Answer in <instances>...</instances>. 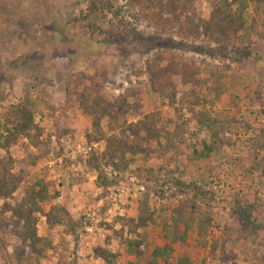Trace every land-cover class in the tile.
<instances>
[{"label":"rangeland","instance_id":"obj_1","mask_svg":"<svg viewBox=\"0 0 264 264\" xmlns=\"http://www.w3.org/2000/svg\"><path fill=\"white\" fill-rule=\"evenodd\" d=\"M124 3L114 2L115 7ZM197 3L207 14L206 0ZM89 6V0H0V122L6 110L31 100L37 123L51 139L49 156L29 168L10 202L20 201L26 189L48 170V180L55 182L60 196L48 202L46 209L55 204L67 211L62 225L53 229L40 217L39 235L50 238L54 249L39 264H100L93 258V247L110 234L103 224H113L117 217H137L142 205L155 213L149 229L141 232L147 242L146 253L137 258L118 241L112 247L120 254L115 264H146L155 247L169 244L172 237L177 243L169 263L187 253L191 264H264V178L259 177L264 172V17L253 9L248 11L249 23L255 16L258 27L253 54L242 62H237L236 54L227 58L198 51L197 44L191 42L173 50L181 57L196 58L204 80L212 78L211 71L223 75L220 82L216 76L213 84L205 86L198 112L224 126L220 139L227 143L200 160L176 151H169L171 160L166 161L136 156L124 172L107 169L109 179L116 183L106 193L97 188L96 175L87 165L88 152L103 150L104 144L87 141L91 121L77 101L63 115V107L73 102L67 101V88L75 80L106 71L108 80H98L106 85L105 95L118 100L127 90L136 91L134 121L155 111L169 116L172 108L167 99L147 85V62L155 53H168L171 42L164 40L156 46L150 37L155 27L147 28L146 23L137 26L132 19L133 31L115 30L110 36L106 31L112 26L96 19ZM54 121L60 129L70 131L59 142ZM219 127L201 128L191 123L187 138L192 144L210 142ZM27 142L18 140L10 149L16 170L28 155L23 147ZM250 170L257 177L252 178ZM173 179L180 183L174 184ZM191 182L207 193V200L196 199L181 184ZM107 201L112 206L102 213ZM3 203L0 199V211ZM182 210L192 223V218L202 220L203 230L193 223L187 231L178 215ZM175 224L182 225L185 246L178 238L181 234L174 233ZM16 241L6 235L5 242H0V264L13 260Z\"/></svg>","mask_w":264,"mask_h":264},{"label":"trees","instance_id":"obj_2","mask_svg":"<svg viewBox=\"0 0 264 264\" xmlns=\"http://www.w3.org/2000/svg\"><path fill=\"white\" fill-rule=\"evenodd\" d=\"M89 1L91 14L112 26L106 31L110 36L114 35L115 30L129 34L133 28L129 19H132L137 26L146 23L147 28L155 27L154 35L149 36L156 46L164 40L171 42L170 49H166L168 53H155L147 62V85L154 93L167 99L172 108L169 116L155 111L134 121V113L138 112V106L135 105L136 91L127 90L118 100L105 95L106 85L98 80H108L106 71H98L83 80H75L68 86L67 101L73 102L63 107V115L77 101L82 114L91 121V131L86 132L87 141L91 145L104 144L103 150L91 149L87 158L88 167L96 175L97 188L108 193V189L116 182L109 179L107 169L124 172L135 162V157L141 154L145 157L152 156L156 161H166L171 160L167 158L169 151L192 154V159L199 160L218 152L227 143V140L220 139L224 126L207 113L198 112V108L204 101L205 86L213 84L212 79L216 76L220 82L223 75L218 76L215 71H211L212 78L204 80L201 77V63L196 58L181 57L173 50L188 46L191 42L197 44L195 48L198 51L206 50L212 55L221 53L227 58L236 54L237 62L248 59L253 54V35L258 23L255 16L249 23L247 14L253 9L257 16L264 17V0H206L207 14H204L197 0H125L119 7H115L116 0ZM258 18L263 23V18ZM166 34L175 36L178 41ZM212 90L209 89L210 92ZM33 108L31 100L23 101L6 110L3 122H0V199L4 200L0 211V242H5L6 235L17 240L13 260H6L1 264H39L43 259H48L54 244L50 238L39 235V219L44 217L47 226L53 229L62 225L67 212L55 204L48 211L46 209L48 202L60 196L55 182L48 180V170L44 177L26 189L20 201L10 202L14 200L15 193L28 176L29 168L36 166L50 154L51 139L46 138L43 128L37 123ZM195 122L201 128H212L217 124L220 130L212 136L213 139H209L210 142L203 140L192 144L187 134L190 124ZM54 123V136L59 142L70 131L60 129L58 121ZM21 139L28 141L23 144L28 155L16 170L17 163L10 149ZM60 154L57 152V155ZM249 173L252 178L257 177L254 170ZM260 175V178H264V172ZM172 182L176 185V182L180 183L174 179ZM181 184L185 189L191 190L196 199H208L207 193L196 183ZM111 206L112 203L107 201L101 207L102 213ZM190 208L194 209V206ZM154 215L149 207L142 205L137 217H117L113 224H103L110 234L94 245L93 258L100 264H115L120 254L114 253L112 247L118 241L129 249L128 252L142 258L147 250V242L142 239L141 232L149 229L154 222ZM178 215L187 231L193 223L200 231L203 230L202 220L196 221L192 218V223L188 213H183V210ZM181 226H176L174 233L181 234L178 238L182 241L181 245L185 246V235L180 230ZM171 239L169 244L155 247L146 264H160V260L165 264H191L192 257L187 253L169 263L177 243V238Z\"/></svg>","mask_w":264,"mask_h":264}]
</instances>
